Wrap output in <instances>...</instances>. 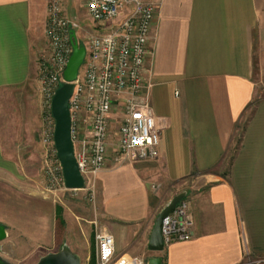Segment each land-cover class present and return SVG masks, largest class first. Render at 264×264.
I'll return each mask as SVG.
<instances>
[{
  "label": "crops",
  "instance_id": "0c3cea01",
  "mask_svg": "<svg viewBox=\"0 0 264 264\" xmlns=\"http://www.w3.org/2000/svg\"><path fill=\"white\" fill-rule=\"evenodd\" d=\"M147 1L157 5L147 72L160 155L112 163L108 153L96 176L95 223L114 235L117 254L264 264V0ZM65 2L78 19V0ZM47 7L48 0H0V223L8 234L0 245L12 263L34 246L52 252L58 244L37 61ZM183 192L192 238L150 250L155 215ZM67 243L82 259L96 256V243Z\"/></svg>",
  "mask_w": 264,
  "mask_h": 264
},
{
  "label": "built area",
  "instance_id": "2783aa9c",
  "mask_svg": "<svg viewBox=\"0 0 264 264\" xmlns=\"http://www.w3.org/2000/svg\"><path fill=\"white\" fill-rule=\"evenodd\" d=\"M85 1L88 16L101 31L83 40L77 36L86 46L87 54L74 81L75 89L69 104L78 167L85 185L88 181L95 187L96 176L108 161L114 118L119 122L117 162L155 159L160 155L162 126L151 104L154 83L147 72L157 5L147 0ZM64 2L48 0L47 44L41 62L45 109L42 140L52 157L51 160L47 157L45 165L50 191L59 187L70 189L66 186L57 154L52 102L56 90L65 81L64 72L74 50L72 32L77 34L81 24L78 19L68 16ZM118 108L122 112L116 116ZM193 228L190 202L184 197L162 220L164 247L192 238ZM95 243L97 264H148V258L140 254H117L114 235L104 228L96 230ZM261 261L248 257L240 264H259Z\"/></svg>",
  "mask_w": 264,
  "mask_h": 264
},
{
  "label": "water",
  "instance_id": "95a60500",
  "mask_svg": "<svg viewBox=\"0 0 264 264\" xmlns=\"http://www.w3.org/2000/svg\"><path fill=\"white\" fill-rule=\"evenodd\" d=\"M72 41L74 50L64 72L65 81L54 95L52 112L56 119L54 139L58 158L63 166L66 186L70 189H78L85 186V180L79 170L75 156L74 142L71 136V110L69 103L75 89L74 81L78 77L80 68L85 61L87 50L84 43L78 40L75 31L72 32ZM185 195V192L175 195L156 215L149 239L150 250L162 251L164 249L162 220L167 214L172 212ZM7 236L6 226L0 223V242L5 240ZM1 250L2 247L0 245ZM0 264L13 263L0 252ZM29 264H83V261L81 256L73 251L68 244H64L60 250L49 252L37 262ZM148 264H163V258L161 256H151L148 258Z\"/></svg>",
  "mask_w": 264,
  "mask_h": 264
},
{
  "label": "rangeland",
  "instance_id": "374dc122",
  "mask_svg": "<svg viewBox=\"0 0 264 264\" xmlns=\"http://www.w3.org/2000/svg\"><path fill=\"white\" fill-rule=\"evenodd\" d=\"M65 8L66 7V2ZM81 0H78V5H76V15L78 20L80 21L81 27L78 29V35L87 37L91 35V31H94L97 27L96 24L90 19V17L85 18V12L83 11V6L80 5ZM86 1L84 0L83 4L85 5ZM84 31L83 34H81ZM46 47V45H45ZM45 49V48H44ZM43 49V50H44ZM43 50L38 52L37 61L39 63V79L41 85V62L42 57L44 55ZM41 94H42V109H43V121H44V95L42 92L41 85ZM122 111L120 108L115 110V115L118 116ZM167 118V117H166ZM165 118V119H166ZM45 122V121H44ZM119 128V122L116 118L111 125V137L108 146L109 159L115 163L114 159L116 157V133ZM49 155V153H48ZM48 159H52L49 155ZM95 182V180H93ZM92 182H88L83 188L78 189H66L64 187H59L53 191L48 190L50 197L52 198L53 203L55 204V208L57 207L58 214H61V218H57V231H58V244L52 246V252L60 250L64 244H68L67 240L70 242L75 239V237L85 242H90L91 247L95 245V232L100 226L95 223L98 221L97 217V208L95 204V193L97 191V186L92 187ZM92 187V188H91ZM60 208V210H59ZM56 210V209H55ZM156 217V215H155ZM155 220V218H154ZM68 226L72 229L74 228L75 234L68 230ZM1 252V251H0ZM26 251H23L25 253ZM49 249L34 246L30 248L28 255L25 257L18 258L15 260L13 264H29L37 262L43 255L47 254ZM91 259V255L89 260L83 257V264H89ZM95 264H97V258L95 257Z\"/></svg>",
  "mask_w": 264,
  "mask_h": 264
},
{
  "label": "trees",
  "instance_id": "16d2710c",
  "mask_svg": "<svg viewBox=\"0 0 264 264\" xmlns=\"http://www.w3.org/2000/svg\"><path fill=\"white\" fill-rule=\"evenodd\" d=\"M59 210H60V208H59ZM58 217L61 218V214L60 213L58 214V212H57V218ZM95 257H96L95 253L93 252L89 264H95Z\"/></svg>",
  "mask_w": 264,
  "mask_h": 264
}]
</instances>
